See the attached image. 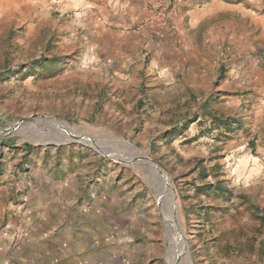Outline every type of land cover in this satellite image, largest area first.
<instances>
[{
    "label": "rangeland",
    "instance_id": "rangeland-1",
    "mask_svg": "<svg viewBox=\"0 0 264 264\" xmlns=\"http://www.w3.org/2000/svg\"><path fill=\"white\" fill-rule=\"evenodd\" d=\"M166 1L138 37L0 0V264H264V51L184 41Z\"/></svg>",
    "mask_w": 264,
    "mask_h": 264
},
{
    "label": "crops",
    "instance_id": "crops-1",
    "mask_svg": "<svg viewBox=\"0 0 264 264\" xmlns=\"http://www.w3.org/2000/svg\"><path fill=\"white\" fill-rule=\"evenodd\" d=\"M104 2L105 7H100L99 4L93 6L100 11L104 10L101 13H110L118 26L124 30L133 29L138 37L144 36L153 19L158 18L156 10L167 5L166 0ZM173 8L177 11L171 14L176 17L177 28L184 41L193 35H201L204 48L207 43L222 42L250 52L264 51V0H179ZM210 24L212 26L209 27ZM207 39L209 42H205ZM39 205L32 208L29 216L34 228L44 222L42 215L45 211L41 213L40 210L47 203L42 205L39 200Z\"/></svg>",
    "mask_w": 264,
    "mask_h": 264
},
{
    "label": "water",
    "instance_id": "water-1",
    "mask_svg": "<svg viewBox=\"0 0 264 264\" xmlns=\"http://www.w3.org/2000/svg\"><path fill=\"white\" fill-rule=\"evenodd\" d=\"M61 124L63 125V122H62ZM19 128H20V124L15 125L13 129H14V131H17V129H19ZM73 137H74V139H70V141L65 142V143H67V144L80 143V144L85 145V146H87V147H92L89 143H91V144L94 143L93 141H91L90 139H86L85 137L76 136V135H74V134H73ZM59 144H60V143H59ZM109 157H110V156H109ZM112 157H113V155H112ZM143 158H144L145 161H146L147 163H149L152 167H155L156 169H159L160 171H162V170L158 167V165H156L155 163H153L150 159L145 158V157H143ZM162 172H163V171H162Z\"/></svg>",
    "mask_w": 264,
    "mask_h": 264
},
{
    "label": "bare ground",
    "instance_id": "bare-ground-1",
    "mask_svg": "<svg viewBox=\"0 0 264 264\" xmlns=\"http://www.w3.org/2000/svg\"><path fill=\"white\" fill-rule=\"evenodd\" d=\"M63 125H65V124H63ZM66 128H67V126H65ZM68 129V128H67ZM69 130V129H68ZM40 134V133H39ZM42 135V134H41ZM36 136H39V135H36ZM40 137V136H39ZM27 138H29V137H27ZM34 138V137H33ZM37 141V140H36ZM35 141V142H36ZM42 141H44V140H42ZM46 141V140H45ZM38 142V141H37ZM113 154V153H112ZM153 169H154V172L156 173V174H160V176L163 174V172L162 171H160L159 169H156L155 167H153ZM166 180H167V177L166 176H164V184H165V187H166V189H168V185H167V183H166ZM161 193V192H160ZM164 195L165 194H161V202L163 203V201H164ZM176 238H178V244L180 245V246H182V245H187L186 244V241H185V238L184 237H176ZM189 259H190V257H189Z\"/></svg>",
    "mask_w": 264,
    "mask_h": 264
}]
</instances>
